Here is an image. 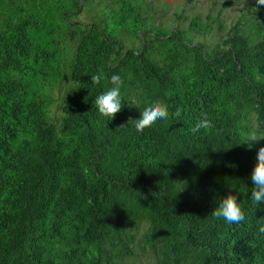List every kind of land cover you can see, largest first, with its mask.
Segmentation results:
<instances>
[{
  "label": "trees",
  "instance_id": "16d2710c",
  "mask_svg": "<svg viewBox=\"0 0 264 264\" xmlns=\"http://www.w3.org/2000/svg\"><path fill=\"white\" fill-rule=\"evenodd\" d=\"M114 1L0 0V264H264V204L251 199L264 139L243 144L264 136V5L224 32L217 19L207 44L147 28L142 0ZM86 6L115 27L73 21ZM114 74L124 105L111 119L95 98ZM155 100L170 118L138 132ZM202 113L214 127L193 133ZM229 192L242 222L211 214Z\"/></svg>",
  "mask_w": 264,
  "mask_h": 264
},
{
  "label": "rangeland",
  "instance_id": "374dc122",
  "mask_svg": "<svg viewBox=\"0 0 264 264\" xmlns=\"http://www.w3.org/2000/svg\"><path fill=\"white\" fill-rule=\"evenodd\" d=\"M106 0H93V5L98 3V8H101ZM141 16H145V23L147 28L161 27L167 29L169 27H179L186 30L194 41H202L207 44L214 42V36L218 28L217 19H220L223 24L222 32H224L229 25L236 21L237 17L242 14L244 9L252 8L255 5V0H195L186 2L185 0H142ZM111 5H105L108 9L117 6V2L111 0ZM96 8V7H95ZM92 6H86L79 15L72 18L73 21H82L90 23L95 21H104V26L107 29H113L115 22L107 12H98ZM103 9H105L103 7ZM193 16L200 19L203 26L210 25V29L199 31L189 28L190 20ZM209 16L208 18H206ZM203 28V27H202ZM219 29V28H218ZM143 30H138L141 32ZM118 32V31H117ZM124 32L126 35H121L119 38L123 39V44L129 46L131 44L127 40L134 38L131 32L130 25H127ZM134 46L139 45V40L134 41ZM72 43H67L71 45ZM62 89H54L53 101L50 111L53 116L59 113L60 97L62 96ZM255 125V124H253ZM144 257L139 258L136 263L128 261L127 264H143Z\"/></svg>",
  "mask_w": 264,
  "mask_h": 264
},
{
  "label": "clouds",
  "instance_id": "9594fccd",
  "mask_svg": "<svg viewBox=\"0 0 264 264\" xmlns=\"http://www.w3.org/2000/svg\"><path fill=\"white\" fill-rule=\"evenodd\" d=\"M257 6L264 5V0H255ZM101 75H93L91 82L94 84L100 83ZM112 85L107 91L102 92L95 98V105L98 112L105 117L111 119L119 113L122 109L123 98L121 88L124 84L122 77L114 74L110 78ZM133 105L135 102H132ZM172 116L179 118L181 109L176 108ZM170 118L168 105L162 100H155L147 103L143 110L140 112L138 119L134 120L135 128L138 132H142L145 128L152 127L157 121H166ZM214 127L213 121L209 118L208 114L202 113L200 119L196 122L195 126L191 129L193 133L199 132L201 129L209 130ZM264 139V136H258L256 132H252L246 136L243 144H246L249 149L252 147L254 141ZM251 181L254 185L251 191V199L255 205L264 204V146L259 147L256 152V163L251 172ZM212 216L220 219L223 218L227 223H239L244 221L245 214L238 203V198L233 193L229 192L226 196L222 197L218 206L212 211ZM260 233H264V223L258 227Z\"/></svg>",
  "mask_w": 264,
  "mask_h": 264
}]
</instances>
